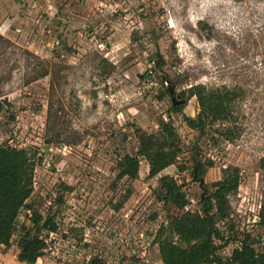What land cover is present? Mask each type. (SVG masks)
I'll use <instances>...</instances> for the list:
<instances>
[{
  "label": "rangeland",
  "instance_id": "1",
  "mask_svg": "<svg viewBox=\"0 0 264 264\" xmlns=\"http://www.w3.org/2000/svg\"><path fill=\"white\" fill-rule=\"evenodd\" d=\"M197 84L234 94L230 121L199 131L171 111L183 103L196 115V97L181 92ZM0 101V146L34 154L27 203L57 224L34 233L46 242L36 264H162L160 225L172 213L189 217L203 192L178 168L193 156L212 162L209 187L240 177L230 218L219 223L236 241L218 254L229 256L246 234L260 233L262 250L264 0H0ZM160 119L182 144L158 175L183 183L190 204L181 211L159 199L145 158L137 177L117 178L122 156L137 152L135 130L155 132ZM19 221L0 264H22L17 235L32 223L26 214Z\"/></svg>",
  "mask_w": 264,
  "mask_h": 264
},
{
  "label": "trees",
  "instance_id": "2",
  "mask_svg": "<svg viewBox=\"0 0 264 264\" xmlns=\"http://www.w3.org/2000/svg\"><path fill=\"white\" fill-rule=\"evenodd\" d=\"M155 64L156 67L160 66L159 62ZM159 78L164 84L165 79L162 76ZM181 95L186 97L185 101L192 96L197 99L198 111L194 117L183 113V103L171 106V111L180 113L191 129L204 131L216 123L231 120V102L234 99L231 91L207 89L197 84L189 87L186 92H181ZM163 96L164 93H161L159 98ZM4 106L5 102L0 101V113ZM135 131L138 139L137 152L122 156L118 162L117 178L137 177L141 156L148 163L149 177H157L159 199L170 208L178 211L185 209L190 200L185 194L183 183L172 175L158 176L167 167L175 165L183 152L175 126L170 119H160L155 132H147L141 128ZM35 165L34 154L28 149L9 144L0 146V245L10 244L20 223V215L26 214L32 226L25 228L21 224L20 228H25L26 232L17 235V258L22 264H36L46 247L45 240L34 233L57 230L52 216H43L27 203L33 192ZM211 165V161L205 162L193 156L189 165L178 166L200 183L203 192L189 217L182 219L172 213L167 216V222L160 225L155 242L159 247L162 264H264V246L262 250H258L254 245H248L251 239L249 234L245 235L240 246L233 248L229 256L218 254L230 241H236L235 236L225 234L219 223L230 218L229 195L238 189L240 177L237 172L227 173L209 187L204 184L203 176L206 167ZM259 224L264 226V203L259 213Z\"/></svg>",
  "mask_w": 264,
  "mask_h": 264
},
{
  "label": "water",
  "instance_id": "3",
  "mask_svg": "<svg viewBox=\"0 0 264 264\" xmlns=\"http://www.w3.org/2000/svg\"><path fill=\"white\" fill-rule=\"evenodd\" d=\"M175 104V101L173 102ZM262 237V235L259 233L255 238H251L248 242V245H254L257 243V241Z\"/></svg>",
  "mask_w": 264,
  "mask_h": 264
},
{
  "label": "built area",
  "instance_id": "4",
  "mask_svg": "<svg viewBox=\"0 0 264 264\" xmlns=\"http://www.w3.org/2000/svg\"><path fill=\"white\" fill-rule=\"evenodd\" d=\"M152 63H153V64H155V60H152ZM149 72L151 73V72H152V70H151V69H149ZM229 264H234V263H229Z\"/></svg>",
  "mask_w": 264,
  "mask_h": 264
}]
</instances>
